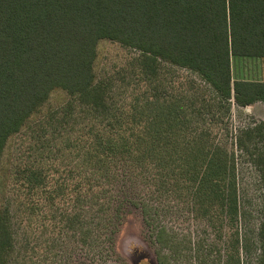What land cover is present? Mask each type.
<instances>
[{"label": "trees", "instance_id": "16d2710c", "mask_svg": "<svg viewBox=\"0 0 264 264\" xmlns=\"http://www.w3.org/2000/svg\"><path fill=\"white\" fill-rule=\"evenodd\" d=\"M102 40L138 51L151 84L162 63L188 70L211 89L212 104L199 101L197 86L180 99L161 102L154 94L119 105L114 85L96 73ZM233 57L264 60V0H0V163L10 138L62 90L71 97L63 122H78L76 106L92 122L74 129L75 164L45 165L36 155L16 167L32 215L50 219L54 230L79 232L81 247L99 250L135 209L163 249L174 238L158 217L177 201L220 238L226 226L233 230L224 256L218 248L214 258L216 246L202 240L190 249L195 259L243 264L236 153L203 117L207 107L227 105L230 112L233 104L264 103V81L234 80ZM263 142L261 124L235 143L263 189L255 264H264ZM15 251L11 213L0 205V264H13ZM157 263L164 264L160 254Z\"/></svg>", "mask_w": 264, "mask_h": 264}, {"label": "rangeland", "instance_id": "374dc122", "mask_svg": "<svg viewBox=\"0 0 264 264\" xmlns=\"http://www.w3.org/2000/svg\"><path fill=\"white\" fill-rule=\"evenodd\" d=\"M140 55L138 51L110 40H102L98 46L95 66L98 79L114 85L112 97L119 105H129L138 100L143 103L147 98L152 99L154 94L160 96L161 102L180 99L177 95L182 92L195 95L193 88L197 86L203 89L199 101L205 99L212 104L211 89L188 70L162 63L158 79L151 84L137 64ZM232 68L234 79L264 81L262 59L233 57ZM70 100L66 92L55 91L22 132L10 138L0 163V205L2 210L11 213L16 242L13 264H158L159 254L164 264H201L190 249L202 240L206 245L216 246L214 258L219 255L218 248L224 256V246L230 237L232 239L233 230L226 226L224 236L220 238L212 227L206 222L196 221L177 201H172V209L161 212L158 217L160 225L166 227L174 238L163 249L156 245L141 212L135 209L125 212L116 233L111 234L108 240L105 237L104 248L99 250L81 247L79 232L54 230L50 219L46 220L41 214H31L26 194L22 193L23 189L16 180L15 169L21 163L31 162L36 155H43L45 165L54 160L59 165L70 160L75 164V150L70 146L80 132L74 129L84 127L92 120H82L81 115L86 116L76 106L73 107L74 113L80 119L75 125L65 124L63 109ZM226 108L227 105L207 107L203 117L212 133L236 153L240 205L245 214L241 225L244 238L241 255L243 264H255L260 253L257 234L262 222L263 189L257 168L247 155L238 151L235 143L242 131L264 124V103L247 108L233 104L230 112ZM257 146L264 150V142Z\"/></svg>", "mask_w": 264, "mask_h": 264}, {"label": "crops", "instance_id": "0c3cea01", "mask_svg": "<svg viewBox=\"0 0 264 264\" xmlns=\"http://www.w3.org/2000/svg\"><path fill=\"white\" fill-rule=\"evenodd\" d=\"M234 80H243V79H234Z\"/></svg>", "mask_w": 264, "mask_h": 264}]
</instances>
